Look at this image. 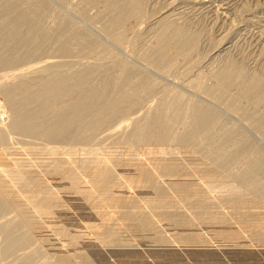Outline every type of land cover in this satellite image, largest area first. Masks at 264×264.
<instances>
[{
    "label": "bare ground",
    "instance_id": "obj_1",
    "mask_svg": "<svg viewBox=\"0 0 264 264\" xmlns=\"http://www.w3.org/2000/svg\"><path fill=\"white\" fill-rule=\"evenodd\" d=\"M52 1L54 2V0ZM52 1L51 0H0V67H2L1 68L2 70L3 68H7L4 71L0 72V77L3 75L18 74V73H15L17 68L18 69L22 68L24 69V71L27 70L25 69L26 68L25 64L28 61L24 63L25 61L24 59L29 60L30 57H34L35 55L39 56V54L37 53L41 51H43L42 53L44 54V51H45L44 49L51 46L52 45L51 43L54 44L52 45V47L55 46L54 51L56 52L54 53H57L55 54L56 57L57 55L59 57L61 56V59H59V57L57 58L58 60L56 59L58 62L60 61L59 63L57 62L59 64L57 65L61 66L62 64L61 66L62 69H59L61 71L60 72L58 71L59 73L57 74L58 76H56L55 79L50 80V82L40 81V83L38 84L40 85V87L38 88H35L32 83L36 78H33V81L31 80L32 78H29L32 81L31 82L28 78L25 77L23 79L22 77L21 79L17 78V80L14 79L15 81L12 82V84H10L11 86L9 85L8 88L0 89V200L2 199L0 201V205L5 203L6 201L9 202V200L13 202L15 199H18L21 195L23 196V194L31 190V188H34L33 186L35 187L37 185L39 186V183L43 182V180L40 181L42 178L36 180L37 178L35 177L36 175L34 176L32 174L31 176H34L35 181L32 182L31 180V184H29L30 181L29 183L27 182L25 186H27L28 184V187H25L23 185L24 184L23 176L24 174L28 172H22L21 174V171L22 170L24 171L32 170L31 168L32 166L30 167L31 169H29V166L31 164H33V168H34V165L36 166V170L39 167H41L42 169L46 165L44 162H48L49 164V160L47 157L50 155L51 157L50 156L49 157L52 158L54 152H55L54 155L58 154L57 150L60 147L62 148V145L59 143L61 137L64 136L65 138V134L67 135V132H70L68 130H71L72 126L76 125L75 123H78V125L76 126L79 127L81 123L79 121L83 119L82 116L85 115L84 113L87 111V109H89L90 110L89 112H91V109H94L96 107H98L97 110H100L99 108H103V107L107 108L106 110L104 109L105 111L102 110V112L104 111L102 115L99 114L101 110L100 112L98 111L99 112L98 114L100 116L99 117L97 116L96 119L94 118L95 120L93 121V124H92V125H96L95 123L101 122V121L104 122L103 120H105L107 116L110 117L111 114H114L113 110L117 109V107H121V108L122 107L123 108L124 107L126 108L136 107L139 103H141L144 97L145 98L147 97V94L153 93V90L157 84L156 81L158 80L155 77V75L157 74L154 75L152 71L158 74H161V73H163V75L167 74V76L169 75L170 77L172 75V78L174 79L170 78L172 79L171 81L176 79L177 81L181 82L187 79L186 81L189 82V87L193 91L199 92L200 94H202V96H204V98L210 101H214V103L216 102L218 103V105L221 104V107L222 105H224L227 109L233 108V110H235L234 108L241 109L242 104L238 105L239 103H244L243 101H245V99L248 98V96H252L253 94L255 95V93H257L258 90L260 91V88H263L261 86H263L262 82H264V80L262 76L264 75L258 74V73L255 74L253 72L248 73L247 70L245 71L244 66L240 64L241 62L235 59L236 56L234 58L231 55L232 53L236 51L235 47L240 46L237 44L239 42L241 44L243 41L245 43V40L247 38H249L252 42L251 43L252 45L251 44L249 45V47L252 49L257 48V47L259 48V45L262 47L264 46V0H257L256 2L252 3L253 7L251 8L244 7V4L248 0H165L162 3L160 2L161 4H159L158 6H156L154 3L155 5L154 9H152L153 11H151L150 13L149 12L146 13L144 9L143 3L145 0H56L66 10V13H68L67 15L65 12H63L64 13L63 14L60 8L58 10L57 9L58 5H56ZM157 3H159L158 0H157ZM50 16L52 17L50 18ZM200 16H203L205 18L207 17L206 20L208 22L216 23L217 30L215 31L213 35L217 38H215L214 36L212 37V39L213 38L216 39V41L214 39L212 41V43H215V45L213 44L212 45L213 47L212 48L210 47L208 49L209 50L208 53H205L204 57H201L202 59H200L199 61H197L198 59H196L197 63L195 61L194 62L195 64L188 65V62L192 59L193 56L192 55L189 56V58L191 57L189 61H188L187 56L194 49H196L197 47L196 44L198 43L197 35H196L197 33L195 31H192L190 27H187V25H190V23L188 22H191L188 20H191V19L193 20V18H198ZM49 20L52 22H50ZM198 21L199 20H196V22ZM143 28L144 30L145 28H148V29L146 32H144V30L141 31ZM235 36H237L236 39H233ZM146 37L148 38L146 39ZM142 40L143 42L141 43ZM138 42L140 43V45ZM115 48L120 49L123 54L121 52L118 53V50L116 51ZM232 48H234V52L228 53L227 51L229 49L231 50ZM47 50L48 49H46V51ZM74 51H75V54L78 53V57L79 55L80 56L82 55L84 58L88 57V59H91L90 60L91 64H88V66L86 68H83L81 71L77 73L75 72V74L74 73L67 74V72H65L66 69L63 67L66 66V63L68 62L64 60L63 57L64 56L65 58L67 56L69 57L70 54ZM55 55H53V57ZM71 55L74 58V53ZM37 58L38 57L34 59L30 58V60L41 61L40 59H37ZM45 58L44 60H47ZM183 59H185V61H183L182 63ZM20 61H21V65L16 66V63L20 64ZM22 62H23V67L25 68L21 67ZM50 62L53 63L54 60L53 61L51 60ZM46 63H49V61L48 62L45 61V64ZM101 63H105V64L107 63L106 65L107 67L109 63L110 64L109 69H110V66L116 67V70H115L116 72L112 71V73L115 72V74H112L111 78L109 76L107 79L104 78L105 79L103 80L104 82H100L101 83L100 85H95L92 82L91 84L88 80L90 78L89 75L91 74V72H95V68H97V66L95 67L94 65H102ZM202 63H205L206 65L203 66L201 65ZM214 63H216L215 65L216 71L211 76V82H209L210 84L207 83L208 79L206 80L207 81L206 82L207 84H206L204 82L205 78L203 77L204 78V81H203L201 80L202 78L200 79L199 76L200 74L202 75L203 71L205 70L204 68L210 65H214ZM27 65L31 66L30 64H27ZM40 65H37V67ZM68 65L69 64H67V66ZM140 65H143V67H146V68L144 69ZM196 66L201 69L197 70L198 68ZM103 67L105 66H102V68ZM180 67L183 70L182 69L179 70ZM194 67L197 68L195 69L198 72L195 70L196 73L194 74V76L197 74V77L195 78L193 77L194 79L193 80L189 76L192 73L191 74L189 73L191 72L192 69L194 70ZM99 68H101V66ZM106 69H104V71ZM148 69L151 70V72H149ZM20 75L18 74V77ZM90 76L92 77V75ZM4 77L5 76H3V78ZM39 80H41V78ZM173 82H176V81H173ZM178 86L177 87L175 86L177 90L174 89L175 88L174 86H173L174 88L171 87L173 92H168L166 94L163 93L164 97L158 100L157 104L154 106L155 109L153 110L152 114H149L151 116L149 118L150 122L147 123L148 126L146 127L144 125L145 126L144 127L141 125L142 126L141 127L139 125L140 128L137 126L139 129L137 128V130H134L136 131V133L134 132L136 134V137L140 138L141 143H140V140L136 138L137 141L139 140V146L137 144V152L134 150L136 153L130 155L134 157L133 160L132 161L126 160L127 163L128 162L130 163L129 164L124 163L127 165H120V166H122L123 169L125 170L127 166L129 167L132 166L133 168L135 167L137 169V172H135L136 170L135 171L133 170L135 173L131 172L132 176H128L130 172L126 174V171H125V174H124V170L120 168L121 173L119 174V176H117L119 177L118 180L116 179L117 182L114 183V185L110 186L111 188L109 187L110 188L109 190H106V192H104L105 191L104 190L103 191L104 193H102V195L101 194L99 195V197L100 196L102 197H100V199L99 197L97 198L99 199L98 204L94 208L90 209V211L88 212L85 218L82 215L84 218L83 219L84 221L83 220L81 221L83 222L81 224V227L77 231H75V234L73 235V237L70 238L71 240H69V245L67 244L68 246L67 248L72 249L70 244L74 242L77 244V246L84 245L85 242H82V237L83 236H91V237L95 236L99 229V227L96 224L98 221L103 220L100 226H102L106 222L107 223L110 222L111 224V222L113 221L114 223L115 220L117 221V219L119 218L120 213L123 212V210H125L124 208L128 206V202L131 203L132 200L135 201L137 199L141 200L142 198L140 199L139 197H143L144 194L140 196V193L138 192L140 190L139 188L141 186L143 187L145 183L147 184L150 182L152 175L156 173V166H155L156 163H158L157 165H159L160 161L158 160V158L159 157L161 158V153H163L164 151L166 152V150L168 149L167 148L165 150L164 148L171 147L170 146L171 144H172V147L174 149L173 151L175 152V154L177 153L178 154H189V157L191 153L192 155L189 160L185 159L186 161L182 163L180 161L181 164L178 161L174 165L176 161L174 160L175 161L174 162L172 159L173 168L170 167V169H173L172 170L173 174L171 177L169 176L171 178V179L169 178L168 184H167V187L168 186L169 187L168 188L164 187V190L161 189L162 190L161 196H163L164 198H170V197L173 198L174 195L172 196L171 193L172 191H174L175 195H178V197H184L185 188L190 189L192 186L196 187L201 184H205L204 186H207L206 184H209L208 181L212 180L211 177L210 179L206 178L207 171L204 170L205 171L204 172L203 168L201 169V171L203 172H201L200 170H197L196 167L191 168L195 166L196 162H198L199 164L200 161L203 160V159H201L200 161L197 160L201 158L200 156L199 158L197 157V155L195 157V154H197L198 151L195 149L197 151L196 152L193 149L194 146H192V143L197 142L198 140L202 141V139H204L205 137L207 136L210 137L212 135H216L218 138L224 139L227 135H230V131H231L230 128H232L233 125L231 127L229 126L228 128L226 125H225L226 127L224 126L217 127L215 121H217V124H218L219 119L216 120V118H218V115L216 116V114L212 111V109H210L212 107L209 104L204 103L202 100L196 101L199 98L196 99L195 101L192 99L194 102L192 101V103H190L191 101L190 100L188 102L190 104H187L185 100H187L188 98L184 100V97L182 96L183 93L179 91L181 88H179L178 90ZM55 90L56 92L60 91L61 95L62 94L71 95V91L72 92L76 91V93L77 91H80L79 92L80 94L77 93L79 97L75 96L76 100L73 99L74 96L72 95L71 96L73 98L71 97V99H70V96L68 98V96L65 95L68 99L67 100L68 102L65 100L67 103L66 102H65L66 104L64 103L65 104L64 107L62 105L61 107L60 106L57 107L56 106L57 104L56 105L52 104L53 102L50 105H44V103L42 104L43 100L47 97V95H50L49 93L54 94ZM113 90L116 93V96L118 95V97H116V100L113 99L114 102L113 103L110 102L112 104L111 107H108L110 104L108 103L107 105L106 99H108V94L113 92ZM183 91L185 92V89ZM263 93L264 92L262 91V93L258 95L256 94L257 98L261 96L259 97L258 101H256L257 98L255 99V101L250 100L254 104L255 106L254 108H259L261 112L262 110L264 112V94ZM51 97H53L52 94H51ZM61 97H64V96L62 95ZM149 97H150V94H149ZM104 99H105V102H104ZM166 107L168 108L166 109ZM33 109H36L38 113H33L32 112ZM120 109L116 110V112L120 111ZM16 110L19 111V114H17L16 112V115H11L13 111H16ZM48 111L51 113L50 114L51 117L48 116V118L50 117V119L49 120L47 119L48 123L44 124L43 118L47 117ZM112 111L113 113H111ZM92 112L94 111L92 110ZM260 113L258 115L263 116V114H260ZM256 118L257 117H255V119ZM86 122L92 123L91 120L86 121ZM82 125L84 126L85 124H82ZM87 125L88 124H86L85 128L89 126ZM178 125L182 127V130H181L182 132L180 133V135L175 136V134L177 135V133L174 134V129H175L174 127L175 126L178 127ZM181 127L179 128L181 129ZM16 128L19 130L17 131ZM85 128H82V131H80L81 129L79 127L80 129L78 132L79 135H81L80 134L81 132L82 133L84 132ZM76 133H77V130H76ZM76 136L78 135L76 134ZM229 137L230 136L226 137L227 139L223 140L224 142L226 141L225 144L229 142L228 140ZM218 138L216 139L217 141H218ZM65 139H63L64 141H62L63 143L66 142ZM84 140H85V137H84ZM223 141H222V144H223ZM74 144H76V142L73 143V145ZM248 146L245 143L244 145L239 147V149L236 148L238 150L234 152L235 155L237 156L248 155L249 152L253 151ZM251 155L253 158V154L250 153L248 155V159H249V156ZM58 156H61V155L59 154ZM178 158L176 160H178ZM222 158L221 160L225 159V158L223 159ZM253 159H251L250 160L251 162L247 165L248 168L244 166L245 169L247 170L251 169L250 172L251 171L253 172V170L255 171L258 167L257 163L259 161L257 162V160H253ZM59 162H57V164ZM162 162L166 164L168 161L165 162L164 160V161H161V163ZM168 164L169 163H167L166 165ZM215 165H213V167ZM47 167H50V166H47ZM195 168L197 171H200V172H197L196 170H194ZM215 168L217 169L216 171L219 170L218 167H214V169ZM44 169L46 170V168ZM44 169H42V171ZM245 169L243 168L242 170H245ZM31 176L28 175V177H31ZM212 178L214 179V176ZM169 181H170V185H169ZM178 181L180 182V185H178L179 184ZM248 181L245 183H248ZM233 184L236 185V183L227 182L226 187L232 189ZM235 185H233V187ZM77 188L78 187L75 188L76 190L71 189V192L69 194L66 193L68 194V197L72 198L73 195H77L78 194V193L76 194ZM15 190L16 192L17 190H19L18 193L14 192ZM145 190L143 189L142 191L144 192ZM154 192H156V190ZM14 193L16 194L13 195V197H10V195ZM137 193L139 194V196L137 195ZM81 194H82V191H81ZM198 196H200V194ZM247 196L245 197V195L240 194L234 200V206L244 208L243 212H239L240 213L239 222L242 223L243 221L244 222L243 225L240 224L241 226L236 225L230 228H227V227L220 228L218 232L215 233L217 238L220 240V243H217V242L216 243L215 242H212V243L203 242L202 243L201 239L197 240L198 239L197 236H194L195 241H197L196 243H193L197 245V246L194 245V247L195 246L199 247L201 245L207 246V245L212 244L214 245V249L218 252L222 250L228 251L230 250L229 248L237 244L236 242L232 241L231 237L235 235L243 236V234L248 235L247 230L253 225L258 226L259 229L262 231L261 233H259V235H257V239L262 240L264 242V236H263L264 222L261 221L258 216V212L260 211V207L264 205V201H262L259 204L257 202V206H250L249 197ZM37 197L38 196L32 194V196H30L27 199V201L26 200L24 201H26L25 203L27 205L29 204L32 205L33 202H35ZM213 198H211V201L213 200ZM139 200H137V202ZM132 203L134 202L132 201ZM20 206L22 205L20 204ZM25 209L23 208V210ZM36 210L34 212H36ZM165 210L166 211L163 212L161 215L162 217H160V219L163 221L170 220L173 217L179 216L181 214L180 211H177L175 207L174 206L171 207V205L169 208L167 207V209ZM29 218H32V217L29 216ZM205 219L207 220L210 219V221L211 222L213 221V223L214 221L217 220V218L214 219L210 217H206ZM118 224H120V222ZM22 226L23 225H21V228ZM205 228L199 230L197 233L205 234L209 232L207 227ZM110 231L111 230H109V232ZM189 236L190 234L188 235V233H185L183 234L181 238L180 237L178 238H180L181 242L185 243V245L186 244L191 245L190 243H188V240H187V237L189 238ZM165 241L167 240L165 239L164 242ZM172 243H173V240H172ZM191 247H193V245ZM152 249L154 248L152 247ZM149 252L150 251H147V253ZM147 253L145 254L147 255ZM147 257L149 258L150 256H147ZM156 258L154 257V259ZM188 262L187 264H191L192 261L190 263ZM243 263L244 262H238L236 264H243ZM208 264L210 263L208 262Z\"/></svg>",
    "mask_w": 264,
    "mask_h": 264
},
{
    "label": "rangeland",
    "instance_id": "obj_2",
    "mask_svg": "<svg viewBox=\"0 0 264 264\" xmlns=\"http://www.w3.org/2000/svg\"><path fill=\"white\" fill-rule=\"evenodd\" d=\"M164 1L165 0H158L159 3H157V0H145L143 3V6H144L146 13L147 12L150 13L151 11H153L152 9H154L155 5L158 6L159 4H161ZM256 1L257 0H248L244 4V7H247V8L250 7L251 8V7H253L252 3L256 2ZM53 3L58 5L57 6L58 10L60 8L62 13L63 12L66 13V10L61 6V4L59 2L54 0ZM154 3H155V5H154ZM67 14L68 13H66V15ZM240 14H242V13H240ZM51 17L52 16H50V18ZM206 18L203 16H200L198 18H193V20L192 19L188 20L191 22H188V23H190V25H187V27H190V29L192 31H195L197 33L196 35H197V42H198L196 44L197 45L196 49H194L192 51L194 53L191 52L187 56L188 61L191 58V57L189 58V56H191V55L193 56L192 59L188 62V65L195 64L194 62L196 61V59H198L197 61L202 59L201 57H204L205 53H208V51H209L208 49L210 47L212 48L213 44L215 45V43H212V41H213V39L216 41L215 38H217V37H215L213 34L217 30V26H216V23L208 22L206 20ZM196 20H199V21L196 22ZM50 22H52V21H50ZM191 23H193V24H191ZM147 29L148 28H145V30H144V28H143L141 31L144 30V32H146ZM213 36L215 38L212 39ZM236 37L237 36H235L233 39H236ZM147 38L148 37H146V39ZM142 42H143V40L141 41V43ZM138 43H136V44H138ZM242 43L240 44V42H239L237 44L240 46L235 47V50H236L235 52H234V48H232L231 50L229 49L227 52L228 53L234 52L235 55H234V53H232L231 56L234 58L236 56L235 59L237 61L241 62L240 64H242L244 66L245 71L247 70L248 73L253 72L255 74L258 73V74L264 75V46L262 47L259 45V48L258 47L254 48V49L250 48L249 45L252 42L249 38H247L245 40V43H244V41ZM51 44L54 45L53 43H51ZM52 45L49 46L48 48L44 49L45 51H46V49H48L46 52L44 51V54L42 53L43 51H41V52L37 53V54H39V56L35 55L34 57H30L31 59L38 57L37 59H40L41 61H39V60L33 61V60H30V58H29V60L24 59L25 60V61L23 60L24 63H26L28 61L25 64L26 66L24 65L26 68L23 67V62H22L21 67H23L27 70L24 71V69H22V68L21 69L17 68L16 69L17 72L15 71V73H18L19 75L21 74L19 77H18V74L3 75V76H5L4 78H3V76H1L0 77V89L8 88L9 85L12 84V82L17 80V78L21 79L22 77H23V79L25 77L28 79L32 78L31 79L32 81H33V78H36L33 82L29 79L33 83L35 88L40 87V85H38L40 83V81L50 82V80L55 79L56 76H58L57 74H59L58 71L59 72L61 71L59 69H62L61 68L62 64H61V66H58L59 65L58 63L60 61L58 62L57 58L59 56L57 55V57H56L55 54H57V53H54V52H56V51H54L55 46H53L54 47L53 48ZM139 45H140V43H139ZM115 49H116V51L118 50V53L121 52L120 49H118V48H115ZM76 52H78V51H76ZM73 53H74V58L71 55ZM42 54H43V56H42ZM71 54L69 57L67 55H66L67 56L66 58H65V56L63 57L64 60H66L68 62V63H66V66L63 67L66 69L65 72H67V74L68 73H72V74L74 73L75 74V72L77 73V72L81 71L83 68H86L88 66V64H91V61H90L91 59H88V57L84 58L82 55H81L82 57L80 55L78 57V53L75 54V51L72 52ZM194 54H195V56H194ZM46 55H47V57H46ZM53 55H55V56L53 57ZM42 57H44L47 60H44V58H42ZM128 58H130V57H128ZM59 59H61V56L59 57ZM51 60L52 61L54 60L55 63L50 62ZM35 61H37V62H35ZM45 61L46 62L49 61L50 64L49 63L45 64ZM183 61H185V59L182 60V63H183ZM197 61H196V63H197ZM30 62H32V63H30ZM27 64H30L32 67L27 65ZM67 64H69V65L67 66ZM101 64L102 65L92 64L95 67L97 66V68H95L93 66L95 68V72H91L90 75H92V77L89 75V77L91 78V79L90 78L88 79L90 83L92 82L95 85H100L101 84L100 82H104L103 81V80H105L104 78L107 79L108 76L111 78V75L115 74L116 67L110 66V69H111L110 70L109 69V65H110L109 63H108V67L106 66L107 63L106 64L101 63ZM18 65L19 66L21 65V61H20V64L16 63V66H18ZM37 65H40V66L37 67ZM201 65L204 66L206 64L202 63ZM215 65H216V63H214V65H210V66L204 68L205 69L204 71L202 70L203 73H202V75L200 74L199 77H200V79L202 78L201 80H203V81L205 78V81H204L205 83L207 82L206 80L208 79L207 83L210 84L209 82H211V76L216 71ZM34 66H36V67H34ZM100 66H101V68H99ZM102 66H105L107 69L105 67L102 68ZM140 66L144 69L146 68V67H143V65H140ZM67 67H68V69H67ZM89 67H90V65H89ZM196 67H194V70L192 69L191 72L189 73V74L192 73L191 75H189L190 78H192V79H193V77L194 78L197 77V74L195 76H194V74L196 73L197 70L201 69L198 67H197L198 68L197 69ZM1 68L2 67H0V70H1L0 72L7 69V68H3V70H2ZM40 68H42V69H40ZM104 69H106V70L104 71ZM181 69L182 68L180 67L179 70H181ZM20 71H21V73H20ZM112 71H115V72L112 73ZM148 71L151 72V70H149V69H148ZM186 72H187V70H186ZM152 73L154 75L157 74V75H155V77L158 81H156L157 84L154 88V90H156V91L153 90V93H149L150 97H149V94H147V97L146 98L144 97L142 99L141 103H139L136 107H133V108L132 107L131 108L130 107L129 108L128 107L127 108L122 107L123 108L122 109L121 107H117V109L113 110L114 114H111L110 117H108V116L106 117V119H105L106 121L103 120L104 122H102V121L97 122V123H95L96 125H92L93 121L96 119L97 116L98 117L100 116L99 114L102 115V113L107 108H105V107L99 108L101 110V112H100V110H97L98 107H96L94 109L90 108L91 112H89L90 110L87 109V111L84 113L85 115L82 116L83 119H81L83 121V123L81 120L80 121L78 120L79 122H81L80 125L85 124L84 126L79 125L81 130L79 129L78 126H76V125H78V123H75L76 125H73L71 130H68L70 132L66 131L67 135L65 134V138L67 140L63 136V137H61V139L59 141V143L62 145V148L61 147L60 148L63 150H61L59 148L57 150V153H58L57 155H54L55 154V152H54L52 158H50L51 157L50 155H49L50 157L49 156L47 157L50 165L48 164V162H44L46 165L44 164L45 166L42 168V169L46 168V170L44 169L46 172L44 170L42 171L41 167L37 168V170H36L35 165H34V168H35L34 169L33 164H31L29 166V169L32 168V170H29V171L22 170L21 171V174H22V172H28V173L24 174V176H23L25 178V180L23 178V181H24L23 185L24 186L27 182L29 183V181H30L29 184H31V180H32V182L35 181V178H34L35 175H36L35 177H37L36 180L42 178L40 181L43 180V182H40L39 186L38 185L36 187L33 186L34 188H31V190H29L28 192L23 194V196L21 195L20 196L21 199L19 197L18 199H15L13 202H11L10 200H9V202L6 201L5 203L2 204L4 207L2 205H0L1 206V208H0V264H129V263L130 264L131 263L132 264H135V263L136 264H187L188 261H189L188 263H190L192 261L193 263L191 262V264H194V263L195 264H203V263L208 264V262L210 264H236L238 262H244L243 264H260V263L264 264V256H263L264 255V252H263L264 251V242L262 240L257 239V235H259V233H261L262 231L256 225H253L255 228L253 226H251L247 230L248 235L243 234V236L235 235V236L231 237L232 241L236 242L237 244H235L234 246L229 248L230 250H228V251L222 250L223 252L222 251L218 252L214 249V245H212V244L207 245V246L201 245L199 247H196L197 245L193 244V243L197 242V241H195L194 236H197V238H198L197 240L201 239L202 243L203 242L220 243V240L217 238V236L215 234L216 232H218V230L220 228H223V227L230 228V227H233L236 225L241 226L240 224H242V225L244 224L243 221H242V223L239 222V218H240L239 212H243L244 208L234 206V200L240 194L245 195V197L248 195L247 197H249L250 206H257V202L259 204L262 201H264V112H263V110L261 112V110L259 108H254L255 106L251 102V101H255V99L257 98L256 94L258 92H259L258 94L262 93V91L264 92V90H263L264 89V82H262L263 86H261L263 88H260V91L262 89L261 92L258 90L257 93H255V95L253 94L252 96H248V98H246L245 101H243L244 103L238 104V105H240V104L243 105V106L241 105V109L240 108H238V109L234 108L235 110H233V108L227 109L224 105H222V107H221V104L218 105V103H216V102L214 103V101H210V100L204 98V96H202V94H200L199 92L193 91L189 87V82L186 81L187 79H185V81H181V82L177 81L175 79L173 81H176V82H173V81H171L172 79H174V78H172V75L170 77L169 75L167 76V74L163 75V73L158 74V73L153 72V71H152ZM105 75H106V77H105ZM6 76H8V77H6ZM262 77L264 80V76H262ZM40 78H41V80H39ZM170 78H172V79H170ZM158 82H160V83H158ZM159 85H161V86H159ZM172 85L174 87L175 86L177 87L179 85L178 90H179V88H181L179 91L183 94L185 93L184 95L182 94V96L184 97V100L188 98L187 100H185V102H187V104L192 103L193 100L195 101L198 98L199 99L196 101L202 100L204 103L209 104L212 107L210 109H212V111L216 114V116L218 115V118H216V120L219 119L218 124H217V121H215L217 127H220V126L226 127L227 126V128H228L229 126L231 127L233 125L232 128H230L231 129L230 135L226 136V137L230 136L228 139L229 142L227 144H225L226 141L225 142L223 141L224 139H227L226 137L224 139H220L216 135H212L213 138H212V136H210V137L207 136L204 139L201 138L202 141L198 140L197 142L192 143V146H194V148L193 147L192 148L194 150L196 149L198 151L197 152L195 150L197 152V154H195V157H196V155L198 158L200 156L201 158H199L197 160H199V161L201 159H203V160H201L199 164H198V162H196L195 166H193L191 168L196 167L197 170H200V171L203 168V171L204 170L207 171L206 172L207 173L206 178L210 179V177H211L212 180L208 181L209 184H206L207 186H204L205 184L200 183L201 185H198L196 187L192 186L193 188L191 187L190 189L185 188L184 197H178V195H175L174 191H172V193H171L172 196L174 195L173 198H171V197L170 198H164L163 196H161L162 195L161 191L164 190V187L165 188L167 187L168 180L173 174L172 173L173 169H170V167L173 168L172 167L173 161L174 160L176 161V162L174 161L175 162L174 165L178 161H179V163H180V161L182 163V162L186 161L185 159L189 160L191 155H192V153H191V155L189 157V154H178V153L175 154V152L173 151L174 149H173L172 144H171L170 145L171 147L164 148L165 150L167 148L168 149L166 150V152L162 151L163 153H161V158L158 156L159 157L158 160L160 162L157 161V162H159V165H157L158 163H156V165H155L156 166V173L152 175L150 182L147 184L145 183V185L143 184L144 186L143 187L141 186L142 188L141 187L139 188L140 190L138 192L140 193V196H142V194H144L143 197H139V198L140 199L142 198L143 200L142 199L139 200V199H137L138 198L137 197L135 199L139 200L138 202H137V200H135V201L132 200L134 202V203H132V201H131L132 204L128 202V206H126L124 208L126 211L123 210V212L120 213V215H119L120 219L117 217L119 220L116 218L118 222L115 220V222H114L115 224L112 221L111 224H110V222L109 223L106 222V223H104L105 225L103 224L102 226H100L101 223L103 222V220L98 221L96 223L97 226L99 227L97 234L93 237H91V236H83L82 237V242H85L84 245L77 246V244L74 242V243L70 244L72 249L67 248L68 247L67 244L69 245V240H71L70 238L73 237V235L75 234V231H77L81 227V224L83 223L81 221L87 216L90 209L94 208L98 204L100 197H102V196L99 197V195L100 194L102 195V193L106 192V190H109L111 188L110 186L114 185V183L117 182V180L119 178L117 176H119V174L121 173L120 168H122V170H124V174H125V171H126V174H128L130 172L128 176H132L131 172H134L135 170H136L135 172H137V169L135 167L133 168L132 166L131 167L125 166L126 167V170H125V169H123L122 166H120V165L129 164L130 162L127 163L126 160L132 161L134 157H132L130 155L137 152V144L139 146L140 138L136 137V134H135L136 131H134V130H137L139 125L140 126L145 125L146 127L148 126L147 123L150 122L149 118L151 116L149 114H152L153 110L155 109L154 106L157 104L158 100L162 99L164 97L163 93L166 94L168 92H173L171 87L172 88H174V87ZM176 87L174 89L177 90ZM184 89H185V92L183 91ZM79 92L80 91H77V93H79ZM150 92H152V91H150ZM56 93H58V94H56ZM77 93H76V91H73V92L71 91V95L74 96V98L70 94H68V95L65 94V95L68 96V98L70 96V99H71V97L73 99H75L78 96ZM49 94L50 95H47V97L45 98L46 100L45 99L43 100L42 104L44 103V105H50L53 102L52 104H54V105L57 104L56 105L57 107L58 106L61 107V105L64 107V105L68 102L67 101L68 99L64 94H62L64 97H61L62 95H61L60 91L56 92V90H55L54 94H56V95H54L53 93H49ZM51 94L53 97H51ZM111 94H112V96H111ZM161 95H162V97H161ZM253 96H254V98H253ZM116 97H118V95L116 96V93L114 92V90H113V92L108 94V99H106L107 105H108V103L110 104L108 107H111V105H112L111 103L114 102L113 99L116 100ZM259 97H261V96H259ZM259 97L256 99V101L259 100ZM70 99H69V101H70ZM109 99H110V101H109ZM189 101H190V103H188ZM104 102H105V99H104ZM35 107H37V106H35ZM167 108L168 107H166V109ZM118 109H120L121 112L120 111L116 112V110H118ZM230 109L233 111H231ZM92 110L94 112H92ZM102 110H104V111L102 112ZM259 110L261 113L259 112ZM113 111L111 113H113ZM14 112H15V114H14ZM16 112H17V114H19V111L16 110V111H13V113L11 115H16ZM32 112L38 113L36 111V109H33ZM259 113L263 114V116L258 115ZM47 114H48L47 117L45 116L46 118H43L44 124L48 123V120L51 117V115H50L51 113L49 111L47 112ZM48 116H50V117L48 118ZM84 116H85V118H84ZM255 117H257V118L255 119ZM124 119L126 120V122ZM90 120L92 121V123L89 122L90 123L89 124L88 122H86V121H90ZM86 124L89 125V126L87 125L89 128L88 127L85 128ZM90 126H92V127H90ZM118 126H119V128H118ZM176 126L174 127L176 129V130L174 129V134L177 133V135L175 134V136H178L182 132L181 131L182 127L180 125H178V127H176ZM179 127H181V129ZM82 128H85V130L83 133L82 132L80 133L81 135H79L78 132H79V130L82 131ZM18 130L19 129H17V131ZM76 130H77V133H76ZM106 133H107V135H106ZM76 134L78 136H76ZM70 135H72V136H70ZM108 135H109V137H108ZM84 137H85V140H84ZM216 137L218 138V141L216 140L217 139ZM62 138L65 139V141H66L65 143L62 142V141H64ZM136 138H138L139 140L137 141ZM135 141L138 143H136ZM222 141H223V144H222ZM75 142H76V144L73 145V143H75ZM217 142L218 143L220 142V143L218 144ZM140 143H141V140H140ZM231 143H233V144H231ZM245 143L247 146L249 145L248 147H250L251 150H253L252 151L253 153L249 152V154L250 153L253 154L254 159L252 158V155L249 156V159H248L249 154L246 156L235 155L234 152H236V150H238L239 147H241ZM221 145H223L224 147ZM226 147H227V149H226ZM72 148H74L75 150ZM236 148H238V149H236ZM59 150H60V152H59ZM205 151L207 154L205 153ZM230 151H231V153H230ZM204 153H205L206 157H205ZM59 154L61 156H58ZM175 155H176V157H175ZM56 157L57 158L59 157V158L57 159ZM222 157L225 158L226 160L223 159ZM246 157H247V159H246ZM177 158H178V160H176ZM221 158L223 160H221ZM250 158L253 160H257V162L259 161L257 163V165H258L257 169L255 171L253 170V172L252 171L250 172L251 169H248L249 171L247 169H245V167H247V165L251 162ZM54 159H55V161H54ZM163 159L165 160V162L168 161L167 163H169L168 164L169 166L166 165L167 163L166 164L164 162L161 163V161H164ZM172 159H173V161H172ZM57 162H59V163L57 164ZM124 163H127V164H124ZM214 163L216 165L217 164L218 165L216 166ZM213 165H215L214 167H218L219 170L216 171L217 169L216 168L214 169ZM47 166H50L51 168L47 167ZM157 166L160 168H158ZM209 166L212 168H210ZM196 168L194 170H196ZM198 168H200V169H198ZM241 168L242 169L244 168L246 171L242 170ZM206 169H208V170H206ZM241 170H242V172H241ZM200 171H197V172H200ZM203 171H201V172H203ZM243 171H245V172H243ZM52 172H54V173H52ZM162 172H163V174H162ZM32 174L34 176H31ZM28 175H30L32 178L28 177ZM44 175H46V176H44ZM251 175H252V177H251ZM43 176L45 179L43 178ZM213 176H214V179L212 178ZM46 178H48V179H46ZM26 180H28V181H26ZM247 181H248V183H245ZM83 182H85V183H83ZM227 182L236 183V185L233 184V185H235L234 187H236V188H234L233 185H232V189L227 188L226 187ZM237 183H238V185H237ZM169 185H170V181H169ZM178 185H180V182ZM41 186H42V188H41ZM25 187H28V184ZM76 187H78L77 192H76V194L77 193L78 194L73 195L72 198L68 197V194L71 192V189L76 190L75 189ZM22 188H23V186H22ZM36 188H38V189H36ZM48 188H49V190H48ZM145 188H146V190H145ZM143 189L145 190L144 191L145 193L142 191ZM155 190H156V192H154ZM18 191L19 190H17V192H16V190H15L14 192L18 193ZM81 191H82V194H81ZM158 192H159V194H158ZM16 193L11 194L10 197H13V195H15ZM31 193L33 195L38 196V197L36 198L35 202H33L32 205L31 204L27 205L25 202L27 201V199L30 196H32ZM66 193H68V194H66ZM26 194H27V196H26ZM199 194H200V196H198ZM137 195L139 196L138 193H137ZM211 196H213L214 198ZM66 197H67V199H66ZM98 197H99V199H97ZM210 197L213 198L212 201H211ZM208 198H210V199H208ZM24 200H26V201H24ZM157 202H158V204H157ZM19 203L22 206H20ZM170 205H171V207L174 206L177 211L181 212V214L179 216L173 217L170 220H166V221L161 220L160 217H162L161 216L162 213L165 212L166 211L165 209H167V207L169 208ZM27 206H28V208H27ZM165 206H166V208H165ZM37 207L38 208L40 207L41 209L39 208L40 209L39 210ZM23 208L24 209L26 208V209L23 210ZM163 208H165V209H163ZM35 210H36V212H34ZM245 211H246V209H245ZM44 212H46V213H44ZM130 212H131V214H130ZM32 213H34V214H32ZM35 213H36V215H35ZM83 213L86 215H84ZM82 215L84 216V218ZM29 216H31L32 218H29ZM258 216H259L260 220L264 222V205H262L260 207V211L258 212ZM22 217H23V219H22ZM126 217H127V219H126ZM203 217H204V219H203ZM206 217H210V218H214V219L217 218V220L214 221V223H213V221L211 222L210 219L209 220L205 219ZM78 220H80V221H78ZM209 221H210V223H209ZM119 222H120V224H118ZM122 222H124V223H122ZM21 225H23L22 228H21ZM202 226H204V227H202ZM205 227H207L209 232H207L205 234L197 233L199 230H201ZM109 230H111V231L109 232ZM204 230H203V232H204ZM184 232L188 233V235L190 234L189 238L187 237V240H188V243H190L191 245H189V244L185 245V243L181 242L180 238L183 236V234H185ZM167 236H168V238H167ZM263 236H264V232H263ZM23 237H25V238H23ZM178 237H180V238H178ZM163 239L164 240L166 239L167 241L164 242ZM172 240H173V243H172ZM170 241L172 244L170 243ZM147 243H148V245H147ZM163 244H164V246H163ZM257 244H259V245H257ZM160 245H162V246H160ZM192 245H193V247H191ZM194 245H196V246L194 247ZM152 247L154 249H152ZM71 250H73V251H71ZM147 251H150V252L147 253ZM259 251H261V252H259ZM145 253H147V255ZM155 253H157V254H155ZM206 253H208V254H206ZM167 254L170 256H168ZM145 255H146V257L150 256L149 258H151V259H149L148 257L146 258ZM258 256H259V258H258ZM154 257L155 258L157 257V258L154 259ZM158 257H160V258H158ZM189 258L191 261L189 260ZM170 259H172V260H170ZM239 259H241V260H239ZM194 260H195V262H194ZM244 260H246V261H244ZM126 262H128V263H126ZM173 262H175V263H173ZM200 262H202V263H200Z\"/></svg>",
    "mask_w": 264,
    "mask_h": 264
}]
</instances>
